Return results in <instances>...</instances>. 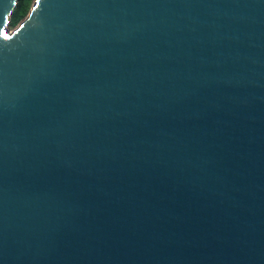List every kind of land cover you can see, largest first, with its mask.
<instances>
[{
    "label": "water",
    "instance_id": "95a60500",
    "mask_svg": "<svg viewBox=\"0 0 264 264\" xmlns=\"http://www.w3.org/2000/svg\"><path fill=\"white\" fill-rule=\"evenodd\" d=\"M0 0V264H264V0Z\"/></svg>",
    "mask_w": 264,
    "mask_h": 264
},
{
    "label": "trees",
    "instance_id": "16d2710c",
    "mask_svg": "<svg viewBox=\"0 0 264 264\" xmlns=\"http://www.w3.org/2000/svg\"><path fill=\"white\" fill-rule=\"evenodd\" d=\"M33 0H16L15 6L10 13L8 28L16 27L29 13Z\"/></svg>",
    "mask_w": 264,
    "mask_h": 264
},
{
    "label": "snow or ice",
    "instance_id": "6c2138e0",
    "mask_svg": "<svg viewBox=\"0 0 264 264\" xmlns=\"http://www.w3.org/2000/svg\"><path fill=\"white\" fill-rule=\"evenodd\" d=\"M0 36H4V38H5V39H8V36H7V34H6V33H4V32H0Z\"/></svg>",
    "mask_w": 264,
    "mask_h": 264
},
{
    "label": "rangeland",
    "instance_id": "374dc122",
    "mask_svg": "<svg viewBox=\"0 0 264 264\" xmlns=\"http://www.w3.org/2000/svg\"><path fill=\"white\" fill-rule=\"evenodd\" d=\"M35 0H33V2H34ZM33 2H32V4H33ZM32 6V5H31Z\"/></svg>",
    "mask_w": 264,
    "mask_h": 264
}]
</instances>
